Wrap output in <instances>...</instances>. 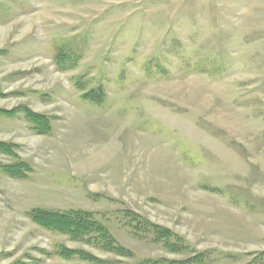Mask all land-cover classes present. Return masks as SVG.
<instances>
[{
    "label": "rangeland",
    "instance_id": "rangeland-1",
    "mask_svg": "<svg viewBox=\"0 0 264 264\" xmlns=\"http://www.w3.org/2000/svg\"><path fill=\"white\" fill-rule=\"evenodd\" d=\"M56 47L74 68L58 69ZM0 52V110L52 119L37 135L0 115V142L33 169L0 176V264H95L57 247L103 264H258L264 0H0ZM81 88L101 89L104 102L82 100ZM37 208L90 212L132 254L47 231L28 218ZM130 215L170 230L184 250L134 234Z\"/></svg>",
    "mask_w": 264,
    "mask_h": 264
},
{
    "label": "trees",
    "instance_id": "trees-1",
    "mask_svg": "<svg viewBox=\"0 0 264 264\" xmlns=\"http://www.w3.org/2000/svg\"><path fill=\"white\" fill-rule=\"evenodd\" d=\"M2 52H0L1 54ZM54 61L60 71H66L76 66L77 58L69 51L56 47ZM81 86L80 83H76ZM82 92L81 98L84 101L95 105L104 102V92L101 89H92ZM0 115L17 118L22 117L28 123L33 133L37 135H49L52 130V119L48 116L37 114L25 106H19L12 110H0ZM18 147L13 144L0 142V155L6 156L13 162L4 164L0 162V176H7L11 179L24 180L33 172L32 167L19 160L17 155ZM132 231L136 235L149 234L154 242L163 243L164 247L172 253H179L184 250L182 241L170 230L157 226L144 220L140 216L130 215ZM28 218L41 228L67 236L71 241L86 243L94 248L120 257H130L131 252L121 246L105 225L96 220L95 215L90 212L71 211H48L44 209H33L28 213ZM55 254L61 258L72 260L78 259L95 264H103L105 261L92 256L82 250H71L65 247L55 248ZM203 261L201 255L194 256L185 261H167L164 259L139 261L133 264H199ZM264 264V252L255 259V263Z\"/></svg>",
    "mask_w": 264,
    "mask_h": 264
}]
</instances>
